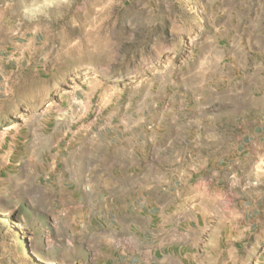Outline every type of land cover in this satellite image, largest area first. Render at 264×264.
Listing matches in <instances>:
<instances>
[{
	"label": "rangeland",
	"instance_id": "obj_1",
	"mask_svg": "<svg viewBox=\"0 0 264 264\" xmlns=\"http://www.w3.org/2000/svg\"><path fill=\"white\" fill-rule=\"evenodd\" d=\"M0 84V264H264V0H0Z\"/></svg>",
	"mask_w": 264,
	"mask_h": 264
},
{
	"label": "bare ground",
	"instance_id": "obj_2",
	"mask_svg": "<svg viewBox=\"0 0 264 264\" xmlns=\"http://www.w3.org/2000/svg\"><path fill=\"white\" fill-rule=\"evenodd\" d=\"M103 75H99V77H102ZM21 120H23V118L22 117H17V120L16 121H13V122H10V123H8V124H6V125H3L2 127H1V129H0V134H5V133H7V132H9V131H12L13 129H15L16 128V126L18 125L17 124V121L19 122V121H21Z\"/></svg>",
	"mask_w": 264,
	"mask_h": 264
},
{
	"label": "crops",
	"instance_id": "obj_3",
	"mask_svg": "<svg viewBox=\"0 0 264 264\" xmlns=\"http://www.w3.org/2000/svg\"><path fill=\"white\" fill-rule=\"evenodd\" d=\"M0 87H1V84H0Z\"/></svg>",
	"mask_w": 264,
	"mask_h": 264
}]
</instances>
